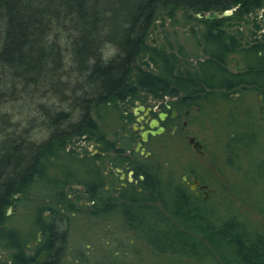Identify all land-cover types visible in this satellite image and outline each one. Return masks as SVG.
<instances>
[{"label":"trees","instance_id":"trees-1","mask_svg":"<svg viewBox=\"0 0 264 264\" xmlns=\"http://www.w3.org/2000/svg\"><path fill=\"white\" fill-rule=\"evenodd\" d=\"M214 10L233 11L197 16ZM167 22L196 25L203 57L190 62L183 45L157 39ZM261 97L264 0H0V264H79L69 223L84 206L171 257L162 264H264V189L253 190L264 184ZM166 98L200 131L211 125L220 153L201 142L221 178L206 176L168 124L151 158L135 152L136 103ZM174 143L190 147L186 161ZM128 150L142 190L113 197L105 171ZM223 164L242 169L246 186ZM184 175L221 193L204 199ZM28 202L32 219L13 223L8 209Z\"/></svg>","mask_w":264,"mask_h":264},{"label":"rangeland","instance_id":"rangeland-1","mask_svg":"<svg viewBox=\"0 0 264 264\" xmlns=\"http://www.w3.org/2000/svg\"><path fill=\"white\" fill-rule=\"evenodd\" d=\"M192 26L194 25H187L184 23H176L175 25H172L167 22L166 25H160L158 27L156 38L165 42L168 46L169 43L174 46L179 44L183 45L189 54V61L194 62L196 56L203 57V52L198 47L196 38H194L192 34ZM194 27L196 28V25ZM109 52L114 51L111 49ZM233 68L236 69L235 64H233ZM256 97L257 93L255 92L253 93V98L256 99ZM148 102L150 103L151 101L148 100ZM155 103L157 102H152V104ZM263 103L264 98L261 97V102L256 100L255 105L262 109ZM191 126L197 129L196 135L200 141L206 140L211 148H214L220 153L216 144L214 130L209 123H207V128L204 131H200V127L196 123ZM178 136L181 140L188 142V135L182 133ZM83 143L84 142H82V144ZM83 145H86L89 151L96 152V148L93 144L85 143ZM173 148L175 154L179 152L180 157H185L184 161L187 160L186 157L192 152L190 147L185 149L176 143H174ZM79 150L81 149L79 148ZM194 153L199 157V162L203 166L202 170H206L204 173L208 178H221V175L209 154L200 156L197 151H194ZM175 164L180 166L179 161H176ZM222 166H224V173H226L228 180L232 184L243 185L240 188L246 186L247 182L244 178V171L242 169L231 168L225 164ZM245 166L246 164L244 163V167ZM108 170L109 166L106 171ZM211 170H214L213 174L211 173ZM206 183L210 185V193L212 195L215 193H221L220 191L216 192V189H214L209 180H207ZM263 189L264 184L262 183L253 187L254 193L260 192ZM72 191L73 195H84L83 187L81 186H74ZM208 197L209 195L206 199H208ZM79 203V205L83 204L81 201ZM32 206L33 204L28 202L24 206L20 205L14 209L12 208L10 216L13 223L22 226L29 222V220L32 219H30ZM81 209L84 213H77L70 220L68 236V250L70 256L78 259L80 257L82 261H80L79 264H162L164 260L170 262L171 257L154 252L145 242L135 240L132 236V232L127 227H124L119 221L111 220L109 222L104 219H96L85 212V206ZM254 217L259 219L256 215ZM0 255L2 256V259H5L7 254L6 252L1 251ZM40 259H44V257H40Z\"/></svg>","mask_w":264,"mask_h":264},{"label":"flooded vegetation","instance_id":"flooded-vegetation-1","mask_svg":"<svg viewBox=\"0 0 264 264\" xmlns=\"http://www.w3.org/2000/svg\"><path fill=\"white\" fill-rule=\"evenodd\" d=\"M170 99L166 98L164 101H159L153 105H144L146 108L150 107L151 110L145 114L144 110L138 109L137 107L141 104L136 103L137 105L134 107L133 109V113L135 116V121L133 122V128L134 130L137 131V135L138 137L136 138V142H135V147L134 150L135 152H139L136 150L137 145L142 142L141 140V132L143 130L149 129V122L151 121V119L153 118H157L160 120L159 115L161 112H166L167 116L165 117L164 120H160V125L165 127V131L156 135H149V138L146 142H142V146L145 147L146 151H150V155H144L146 158H151L152 154H153V148L155 147V145H157L155 139L156 137L163 135V134H167V126L171 125L170 130L168 131V133L172 136L176 135V133H178V131H181L182 133L188 135L189 137L192 135H195L196 138L199 140V138L196 135V129L193 128L191 126V124L189 123L187 117L185 114H189V111L187 110L184 113H182L178 108L176 107H172V105L169 103ZM163 104L166 105L167 109L170 110H166L163 108ZM177 109L178 113L176 114L175 117H172L173 114V110ZM136 126V128H135ZM143 126V127H141ZM175 129L174 133H171V131ZM189 129V131H187ZM192 130H195V132H192ZM152 137V138H151ZM147 143L152 144L150 146V148L147 147ZM202 143V142H201ZM203 145V144H202ZM204 150V148H203ZM196 151L200 152L198 149H196ZM97 152V150H96ZM95 153V152H93ZM205 153V152H204ZM201 154V153H200ZM132 153L130 150H128L126 153H123V161L121 162V166H109V170L105 171V173L109 174V178L107 180V184L105 185L106 189L109 190L112 194L113 197L116 196H120V192H122L123 188H126L127 192H129L131 190V185L135 186L137 191H141L142 187L139 186L140 184V180H142L144 177H142L143 175L139 174L138 178H136L137 172L136 170L131 169L130 167V161L129 160H125V157L127 156H131ZM204 155V154H202ZM120 169V171H118L117 169ZM110 170L113 171V174H110ZM133 171V175H132V180H129V172ZM123 176V177H122ZM186 177V179H185ZM184 180L190 185V188L192 185H196L195 188H191L198 196H202L203 198L208 194H210V186L207 183L202 182L200 179H193L192 181L188 180L187 175L183 176ZM196 181H199V183H196ZM202 185H207V187L205 188H201ZM205 194V195H203ZM205 199V198H204ZM76 261L79 262L78 259H76Z\"/></svg>","mask_w":264,"mask_h":264},{"label":"water","instance_id":"water-1","mask_svg":"<svg viewBox=\"0 0 264 264\" xmlns=\"http://www.w3.org/2000/svg\"><path fill=\"white\" fill-rule=\"evenodd\" d=\"M232 11L233 10H224V11H217V10H214V11H209V12H206L205 14H202V13H198L197 16L199 18H202V17H205L207 20H217V19H220V18H223L225 16H229L232 14ZM138 109H141V110H144L145 111V114H147L151 108L148 107L146 108L144 105H139L137 107V110ZM178 113V110L177 109H174L173 110V114H172V117H175L176 114ZM167 116V113L166 112H161L160 115H159V118L160 120H164L165 117ZM160 120L157 119V118H153L151 119V121L149 122V129H146V130H143L141 132V140L142 142H146L149 138V135H156V134H159V133H162L165 131V127L160 125ZM143 127V126H141ZM136 128V126H135ZM175 129H173L171 131V133H174ZM189 131V129L187 130ZM192 132H195V130H192ZM142 142H140L137 147H136V150L137 151H140L141 154H144V155H150V151H146L145 150V147L142 146ZM188 142L195 148V149H198L200 151L201 154H204V150H203V145L201 143L200 140H198L196 138L195 135H192L189 137L188 139ZM118 171H120V169L118 168L117 169ZM132 174H133V171H130L129 172V180H132ZM123 177V176H122ZM143 177V176H142ZM186 179V177H185ZM196 183H199V181H196ZM196 185H192L191 188H195ZM206 188L207 185H202L201 188ZM208 194L204 197L205 199L207 198ZM12 211V208L10 207L8 209V213H11Z\"/></svg>","mask_w":264,"mask_h":264}]
</instances>
